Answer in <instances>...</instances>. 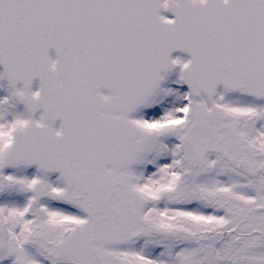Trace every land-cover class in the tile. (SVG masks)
I'll use <instances>...</instances> for the list:
<instances>
[{
  "label": "snow or ice",
  "instance_id": "1",
  "mask_svg": "<svg viewBox=\"0 0 264 264\" xmlns=\"http://www.w3.org/2000/svg\"><path fill=\"white\" fill-rule=\"evenodd\" d=\"M0 264H264V0H0Z\"/></svg>",
  "mask_w": 264,
  "mask_h": 264
}]
</instances>
